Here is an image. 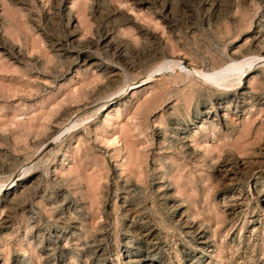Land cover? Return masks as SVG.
Listing matches in <instances>:
<instances>
[{"label": "rangeland", "instance_id": "obj_1", "mask_svg": "<svg viewBox=\"0 0 264 264\" xmlns=\"http://www.w3.org/2000/svg\"><path fill=\"white\" fill-rule=\"evenodd\" d=\"M254 56L264 0H0V264H264Z\"/></svg>", "mask_w": 264, "mask_h": 264}, {"label": "bare ground", "instance_id": "obj_2", "mask_svg": "<svg viewBox=\"0 0 264 264\" xmlns=\"http://www.w3.org/2000/svg\"><path fill=\"white\" fill-rule=\"evenodd\" d=\"M261 60H263V62ZM256 61H261L260 64L262 63L264 66V57L254 56L244 60L233 59L230 61V63H227L222 67L213 69L211 71H202L198 73L201 74L202 77L200 78H202L205 83L223 90H229L231 87H237L243 83L242 78L247 74V72L254 68L253 66L255 65ZM187 69V66H183V62L180 59L166 58L161 63H159L151 73L153 74L154 72L155 74L165 75L169 71L176 70L180 75H182L184 72L188 73ZM207 114H210V112ZM30 170H32L31 167L23 170V174H28ZM23 180L24 178H19L17 180L13 178L10 185H8V182H0V192L3 191L6 193L7 191L15 190V188L19 186V181Z\"/></svg>", "mask_w": 264, "mask_h": 264}]
</instances>
